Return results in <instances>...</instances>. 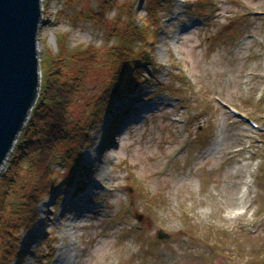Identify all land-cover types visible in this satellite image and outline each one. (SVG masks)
I'll use <instances>...</instances> for the list:
<instances>
[{
    "label": "rangeland",
    "instance_id": "374dc122",
    "mask_svg": "<svg viewBox=\"0 0 264 264\" xmlns=\"http://www.w3.org/2000/svg\"><path fill=\"white\" fill-rule=\"evenodd\" d=\"M158 1L154 15L151 0H116L100 16L104 0H42L41 82L63 50L61 78L82 86L56 195L38 204L35 229L20 235L25 256L10 264H58L62 253L68 264H264V0ZM131 28L149 32L122 40ZM121 46L133 53L129 90L87 129ZM88 48L99 54L80 68L71 56ZM68 150L80 169L69 188Z\"/></svg>",
    "mask_w": 264,
    "mask_h": 264
},
{
    "label": "trees",
    "instance_id": "16d2710c",
    "mask_svg": "<svg viewBox=\"0 0 264 264\" xmlns=\"http://www.w3.org/2000/svg\"><path fill=\"white\" fill-rule=\"evenodd\" d=\"M84 0H72V2ZM144 1V0H140ZM158 0H151L150 12L152 15L158 10ZM116 0H104L99 7L98 15L105 16L107 11L114 9ZM88 18L93 19L90 14ZM97 25H102L104 19L95 18ZM122 40L131 42L138 39L139 34L145 36L149 31L134 29ZM144 32V34H143ZM124 42V41H123ZM63 50L50 62L52 73L45 79L42 78L40 93L35 106L32 108L29 119L24 125L10 157L9 170L1 175L0 179V264H10L21 261L25 256V250H20L18 244L22 233H30L35 229L38 220V204L45 199H53L59 186L58 177L55 175L54 163L58 157V149L66 148L71 140L69 111L76 100L81 83L69 79H62L59 72L64 59ZM99 52L88 48L76 52L71 60L80 68L92 63L91 58H96ZM109 56L115 57L114 75L110 78L102 94L95 103L94 112L88 128L97 124L106 110L113 103L121 100L129 90L127 81L133 53L129 47H117ZM140 65L141 61H135ZM116 65V66H115ZM50 68V69H51ZM74 79V80H75ZM85 130L84 134L87 136ZM82 151V150H80ZM78 151V153H80ZM64 161H67L71 169L62 185L71 187L75 181L72 174L80 172L79 164L74 153L68 150L64 153ZM66 182L69 184L67 185ZM73 182V183H72ZM11 198V203L7 200Z\"/></svg>",
    "mask_w": 264,
    "mask_h": 264
},
{
    "label": "water",
    "instance_id": "95a60500",
    "mask_svg": "<svg viewBox=\"0 0 264 264\" xmlns=\"http://www.w3.org/2000/svg\"><path fill=\"white\" fill-rule=\"evenodd\" d=\"M41 10V0H0V168L38 98Z\"/></svg>",
    "mask_w": 264,
    "mask_h": 264
},
{
    "label": "bare ground",
    "instance_id": "6f19581e",
    "mask_svg": "<svg viewBox=\"0 0 264 264\" xmlns=\"http://www.w3.org/2000/svg\"><path fill=\"white\" fill-rule=\"evenodd\" d=\"M121 112V111H120ZM126 115H127V111H124L123 113L121 112V116L122 117H126ZM127 118V117H126ZM117 143V142H116ZM115 143V148H116V146H117V144ZM96 150V149H95ZM97 150H98V147H97ZM108 190H110V191H114L116 188H118L117 186H110L109 184L107 185V187H106ZM81 205L79 204V207H80ZM79 207H77L76 208V210H75V212L76 213H78V214H81V213H83L84 211L83 210H81ZM244 208L246 209L247 208V206L246 205H244ZM76 216V215H75ZM87 217H88V215H86V214H81V215H77L76 216V227H77V229L79 228L80 229V227L81 228H84L85 227V225H83V223L86 221V219H87ZM76 229V230H77ZM64 237V236H63ZM73 259V257H67V255H65V254H61V259H60V261L58 262V264H68V262L70 261V260H72Z\"/></svg>",
    "mask_w": 264,
    "mask_h": 264
},
{
    "label": "built area",
    "instance_id": "2783aa9c",
    "mask_svg": "<svg viewBox=\"0 0 264 264\" xmlns=\"http://www.w3.org/2000/svg\"><path fill=\"white\" fill-rule=\"evenodd\" d=\"M41 15H42V12H43V4H42V0H41ZM40 22H41V19H40Z\"/></svg>",
    "mask_w": 264,
    "mask_h": 264
}]
</instances>
